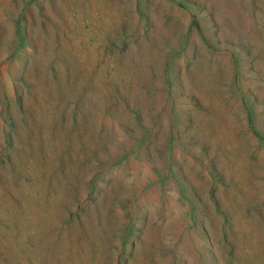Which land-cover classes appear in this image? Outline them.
Segmentation results:
<instances>
[{"label": "rangeland", "instance_id": "rangeland-1", "mask_svg": "<svg viewBox=\"0 0 264 264\" xmlns=\"http://www.w3.org/2000/svg\"><path fill=\"white\" fill-rule=\"evenodd\" d=\"M0 264H264V0H0Z\"/></svg>", "mask_w": 264, "mask_h": 264}]
</instances>
